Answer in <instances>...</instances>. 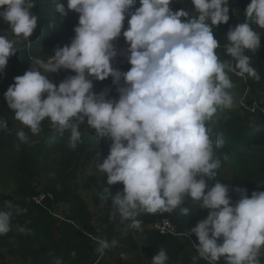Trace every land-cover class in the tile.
Here are the masks:
<instances>
[{
	"label": "clouds",
	"instance_id": "9594fccd",
	"mask_svg": "<svg viewBox=\"0 0 264 264\" xmlns=\"http://www.w3.org/2000/svg\"><path fill=\"white\" fill-rule=\"evenodd\" d=\"M52 2L65 17L70 10L79 13L78 26L70 45L57 47L47 60L31 57V69L16 76L4 93L14 119L22 125L16 131L18 140L27 143L24 129L39 134L47 119L55 133H70L68 146L75 150L82 143L79 125L86 121L98 142L112 141L102 163V154H97L96 168L107 175V185H124L114 196L110 187L101 194V200L112 199L110 219L118 215L121 224L128 222L124 235L127 229H141L139 217L144 214L178 209L188 216L192 212L185 205L188 200L210 210L191 229L199 241L194 244L198 255L192 257L193 264L199 259L218 264L221 258L226 264H261L264 191H253L249 197L247 188L236 187L232 190L240 199L233 204L227 184L217 179L209 188L205 178L215 179L222 163L216 150L223 141L213 138L211 124L218 112L235 107L229 73L244 80L261 79L246 52L261 48V34L253 25L264 29V0H251L244 22L226 34L224 47L235 63L220 58L221 46L214 37V28L230 19L229 0H192L195 15L186 21L181 18H188L189 12L173 11L172 0H139L141 6L134 11L137 0H67V7L62 0ZM34 7L35 0H0V17L17 38L0 35V73L19 50V39L29 41L37 29ZM126 15L130 19L123 36L131 68L121 72L112 65L118 54L113 42L121 35ZM62 68L75 75L57 86L47 74ZM109 76L118 85V100L108 98V89L93 91V79ZM7 129L6 119L0 118V130ZM25 211L5 201L0 207V235L11 230L14 213ZM16 229L31 234L26 225L17 224ZM94 239L100 258L118 245L117 239ZM167 262L164 249L151 259V264Z\"/></svg>",
	"mask_w": 264,
	"mask_h": 264
},
{
	"label": "trees",
	"instance_id": "16d2710c",
	"mask_svg": "<svg viewBox=\"0 0 264 264\" xmlns=\"http://www.w3.org/2000/svg\"><path fill=\"white\" fill-rule=\"evenodd\" d=\"M48 2L49 0H35V7L32 11L38 16L37 29L30 38L27 48L19 49L15 55L11 56L4 72L0 73V118H5L9 127L7 130H0V177L1 180L6 181L5 176L10 174L11 180L15 184L13 193L0 190V207L3 206L5 201L10 200L13 205L26 209L23 214L16 215L14 213L11 230L7 234L0 235V247L6 248L10 255L21 258L23 264H53L58 259L66 264H80L82 261L91 263L99 257V254L95 251L97 244L94 238L107 239L109 242L112 239H117L120 242L123 238L130 237L133 246L143 249L150 259L158 254L160 249H164L168 255L167 264H193L192 257L197 256L198 253L194 246L185 247L181 234L188 233L186 236H190L194 244H198V237L191 232V229L200 220L206 219L210 210L199 209L191 201H185V205L192 210L188 216H182L178 209L172 213L141 215L139 217L142 221L141 227L151 226V229L145 233V243L138 245L133 241V237L128 235V232L125 236L123 234L128 222L121 224L118 215L115 219H110L111 207L105 210L104 216L96 217L90 211L82 196L73 194L70 188H67V192H64L55 184H52L46 186L45 196L39 202L34 200V197L39 195L40 192L37 186L33 184L34 167L31 151L40 150L43 143H46L30 144L32 133L26 128L24 130L29 136V141L21 143L18 140L16 131L22 125L14 119V110L8 107L4 93L15 82L14 78L16 76L23 75L26 72V69L21 70V65L24 60L30 58L32 52L41 48L43 54L49 57L55 54L57 47L64 46V41H69L70 45L75 36V16L68 13L65 17L55 12L54 17H51ZM250 2L251 0H229L230 19L228 23H221L214 28V37L221 46L218 51L222 53L224 59H233L234 63V58L226 52L224 47L227 39L226 34L230 28L244 22V11ZM137 3H139V0H137ZM181 19L186 21L189 18ZM5 30L11 29L8 23L0 17V35H3ZM259 33L261 34V48L256 53L246 52V54L252 58L251 64L258 71L261 79L259 81L252 78L244 80L234 74L230 76L231 79L240 81L253 92L264 91V29H260ZM116 49L118 54L112 60V65L120 70L128 62V54L124 49ZM69 75H75V73L72 71L60 76V82ZM95 90L103 91L99 88H95ZM108 98L118 100L119 93L116 90L110 93ZM263 106L264 104L260 103L254 108L257 115L255 124L243 125L241 116L233 115L223 123L221 132H213L214 139L223 141V146L216 150V156L222 163L217 170V177L215 179L206 178V182L209 188L214 186L217 179L227 184L230 188L229 195L233 204L240 199V194L232 190L236 187L247 188L249 197H251L253 191H264ZM48 136L60 139L63 144L61 156L63 173L69 177H74L75 172L85 163L83 161L85 144L82 142L73 150L68 146L70 136L68 132L60 135L53 131ZM110 145L105 148L102 159L108 156ZM235 157L253 159L259 163L258 167L251 169L240 164H233L230 166V177H226L223 172L224 167L229 165ZM117 185L122 191L124 185L122 183H117ZM65 200L72 204L71 222L61 220L54 214L55 205ZM163 219H169L175 225L176 231L163 233L152 228L153 224ZM74 222H77V224ZM17 224L26 225L27 228L31 229V234L26 235L18 232L16 229ZM2 256L0 251V258ZM260 261L261 264H264V253L260 256ZM0 264L8 263L0 259ZM196 264H207V262L199 259ZM218 264H226V261L218 262Z\"/></svg>",
	"mask_w": 264,
	"mask_h": 264
},
{
	"label": "rangeland",
	"instance_id": "374dc122",
	"mask_svg": "<svg viewBox=\"0 0 264 264\" xmlns=\"http://www.w3.org/2000/svg\"><path fill=\"white\" fill-rule=\"evenodd\" d=\"M174 2L177 4V10L182 9L180 6L181 0H174ZM253 26L256 31L260 30V28L257 26ZM123 29H126V25L123 26L122 30ZM121 32L123 33V31ZM4 35L10 40L17 39L10 32H4ZM29 41H25L20 38L16 46L18 49L25 48ZM115 41L116 40H114V42ZM227 43L228 41H226V44ZM125 47L128 49L129 44H127ZM219 53L221 54L220 58L223 60L224 56L221 52ZM31 57H40L43 59L46 58L37 52H32L30 54V58ZM30 58L23 61L21 70L26 69V71H28L31 69L32 65ZM130 68L131 65L126 62L120 71L126 72L130 70ZM231 74L232 73H229L230 76ZM47 76L50 81L56 83L57 86L59 85V76L53 73H48ZM233 82L235 86L231 92L234 96L235 107L233 109H225L221 112H218L214 122L211 124L213 132H221L223 130V123L233 115H240L243 125L255 124L257 121V115L255 114L254 108L260 103L264 104V91L253 92L250 88L245 87L240 81L233 80ZM120 83L121 85L123 84V79H121ZM93 85V91L97 93L101 91H97L95 88L103 89V91L106 89L110 90L108 96L110 93L115 92L118 87V85L113 83V78L111 77L105 78L103 81L93 79ZM41 127L42 131L39 134H32L30 143H46H43V146L40 150L31 151L32 165L34 167L33 184L37 186L38 191L40 192L36 198L40 199V195H44L46 186L55 184V186L64 192H67V188H70L72 189L73 194L81 195L88 205L90 211L94 213L96 217L104 216L105 210L110 207L112 208V199L109 197L107 200H101V194L105 193V189L109 187L113 196L117 192L121 191V188H119L117 184L112 186L107 185L106 174L100 175L98 173V169L96 168V160L98 159L97 154H102L99 157V160L102 163V156L104 154L105 148L109 146L112 141L108 138H104L98 142L94 131L88 127L86 121L85 123H81L79 125V129L82 133V142L85 144L86 148L85 154H83V161H85V163L79 170L75 172L74 177H69L63 173L61 166L63 144L58 137L48 136V134L53 132V130L50 128L47 119L42 122ZM233 164H240L244 167L253 169L258 167L259 163L253 159L235 157L231 160L229 165L224 167L223 172L226 177H230V166ZM5 178H7V180L3 181L0 177V190L13 193L15 190V184L11 180V175L7 174ZM71 207L72 204L69 201H61L55 205L54 214L61 220L71 222ZM74 223L77 224V222ZM149 229H151V226H146L144 228L141 227V229H127V232L129 236L133 237V241H135L138 245H143L145 243V233ZM222 239L223 238L221 237L218 243H222ZM183 241L185 247L194 246V242L190 236L183 237ZM0 251L3 255L0 259L7 262L8 264H23V260L21 258L10 255L6 248L0 247ZM97 260H99V264H151V259L148 257V255L145 254L143 249L134 247L130 237L123 238L120 242H118L116 247L106 250L103 258L97 257L96 260L92 261L91 263L82 261L80 264H97ZM223 261L225 260L221 258L219 262ZM53 264H55V262ZM62 264L66 263L62 261Z\"/></svg>",
	"mask_w": 264,
	"mask_h": 264
},
{
	"label": "crops",
	"instance_id": "0c3cea01",
	"mask_svg": "<svg viewBox=\"0 0 264 264\" xmlns=\"http://www.w3.org/2000/svg\"><path fill=\"white\" fill-rule=\"evenodd\" d=\"M62 2L65 4V6L67 7V0H62ZM49 4V12H50V15L51 17H54V13L56 12L55 11V5L54 3L52 2V0H49L48 2ZM180 6L182 7L183 10H186L189 12L190 16L188 18H191L192 16L195 15V11H194V6L192 4V0H181L180 2ZM135 8H137V6L135 5L132 9V11L135 10ZM53 9V10H52ZM70 14H72L73 16H75L76 18V24H75V27L78 26V21H79V13H76L74 10H70L69 11ZM182 18H185V17H182ZM130 19V15H126V18H125V21H124V25H126V29H123L122 31L124 32L125 30H127L128 28V20ZM4 32H11V30H5ZM4 32H3V35H4ZM260 32V30L258 31ZM227 41V39H226ZM30 42V41H29ZM29 42L27 43V45L29 44ZM69 41H64V46L65 45H69ZM124 43V44H123ZM128 43L126 42V38L123 36V33L121 32V35L120 37L116 38V41L114 42V45L116 48H120V49H124V50H127V48L125 47ZM27 45L25 48H22V49H26L27 48ZM40 53L41 55L44 56V58H48L46 55L43 54L42 52V49H36L34 53ZM45 58V60H46ZM112 78V77H111Z\"/></svg>",
	"mask_w": 264,
	"mask_h": 264
},
{
	"label": "built area",
	"instance_id": "2783aa9c",
	"mask_svg": "<svg viewBox=\"0 0 264 264\" xmlns=\"http://www.w3.org/2000/svg\"><path fill=\"white\" fill-rule=\"evenodd\" d=\"M137 8L140 7V3H137L136 4ZM177 4L174 2V0H172V4L170 5V7L172 8L173 11H177V8H176ZM54 55V54H53ZM47 60V58H46ZM72 72V70L70 69H60L58 72L56 73H53L57 76H62V75H66L68 73ZM263 111H264V106L262 107ZM45 195H40V199H37L35 196L34 197V200H36L37 202H39ZM51 196V195H50ZM39 197V196H38ZM52 197V196H51ZM152 228H155L157 230H160L161 232L163 233H167V232H175L176 231V228H175V225L169 220V219H163L155 224L152 225Z\"/></svg>",
	"mask_w": 264,
	"mask_h": 264
}]
</instances>
